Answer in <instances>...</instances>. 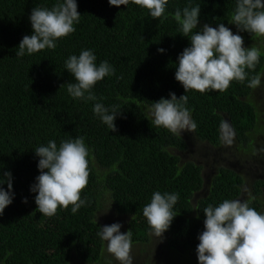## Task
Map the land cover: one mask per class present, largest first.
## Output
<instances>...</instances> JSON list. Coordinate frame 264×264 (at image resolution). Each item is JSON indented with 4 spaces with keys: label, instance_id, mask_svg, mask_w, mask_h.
<instances>
[{
    "label": "trees",
    "instance_id": "1",
    "mask_svg": "<svg viewBox=\"0 0 264 264\" xmlns=\"http://www.w3.org/2000/svg\"><path fill=\"white\" fill-rule=\"evenodd\" d=\"M62 2L0 0V174L11 172L14 193L0 215V264H71L73 256L86 264H107V242L97 235L104 206L126 219L125 233L131 230L132 246L140 245V253H146L154 237L143 208L157 191L179 194L173 206L176 216L163 233L168 250L164 264H198L204 208L240 199L246 181L239 172L219 167L205 187L203 167L182 163L179 157L187 150L185 137L156 127L148 109L161 98L170 99L169 93L178 99L187 95L186 107L200 141L219 147L220 125L226 121L247 151L255 152L264 127L254 100L258 87L247 85L252 76L264 74V37L241 32L232 23L237 0H168L159 19L131 0L119 7L108 0H76L80 19L73 33L56 40L54 49L17 57L22 38L33 34L31 10H50ZM197 5V31L205 24L218 28L223 23L249 42V48L261 52L255 69H246L248 78L243 83L233 80L223 92H185L175 79L178 56L191 46L195 30L183 36L174 14ZM160 48L165 51L158 52ZM83 50L93 52L97 66L107 61L115 70L92 88L95 101L73 98L67 91L75 79L65 61ZM96 103L110 112L114 106L121 111L114 121L117 131L93 112ZM77 137L84 138L89 151L88 184L80 194L88 203L75 214L70 205L44 216L35 204L36 193L30 191L40 174L34 150L49 141L59 147ZM0 187L7 190L6 183ZM251 188L245 201L262 214L264 175Z\"/></svg>",
    "mask_w": 264,
    "mask_h": 264
},
{
    "label": "clouds",
    "instance_id": "2",
    "mask_svg": "<svg viewBox=\"0 0 264 264\" xmlns=\"http://www.w3.org/2000/svg\"><path fill=\"white\" fill-rule=\"evenodd\" d=\"M110 6L128 5L130 0H108ZM131 3L146 9L153 19L164 16L168 0H131ZM200 6L177 9L174 19L179 31L189 37L190 47H186L178 56L175 79L181 83L185 92L189 90L204 93L206 91L223 92L235 80L243 83L248 78V70H254L259 63L261 52L257 47L245 48L239 34H233L223 23L218 28L205 24L197 29ZM33 29L32 35H25L18 45L17 57H23L45 49H54L55 41L75 31L80 14L76 0H63L50 10L34 7L29 17ZM238 30L246 31L257 38L264 37V0H237L232 16ZM165 50L160 48L158 52ZM96 56L91 50H83L71 55L65 61L66 70L74 77L75 83L67 84L68 93L76 99L95 101L92 88L106 76L115 73L114 68L103 61L97 66ZM261 85V75L248 80V87L255 89ZM62 86V85H61ZM87 93V95H85ZM170 99L161 98L148 109L156 127L168 129L173 134L182 131L194 132L197 125L191 119L186 107L188 96L177 98L169 93ZM93 112L111 131H117L114 123L121 113L114 106L111 112L102 103H96ZM221 139L232 143L233 133L225 121L220 125ZM39 157L40 174L30 191L36 193L35 204L39 213L51 217L58 208L68 209L75 214L88 203L81 199V192L88 184L89 169L88 148L83 137L62 141L57 147L55 141L34 150ZM7 184V190L0 187V215L14 198L12 174H0V185ZM179 199L178 193L154 192L151 201L143 208L151 235L159 241L163 238L174 217L173 206ZM27 203V199L24 200ZM204 231L199 234L197 258L199 264H264V214L249 207L244 200H224L218 206L208 205L203 210ZM134 218V215L132 219ZM122 225L113 223L100 227L97 235L107 242L106 250L119 264H133L131 256L132 233H121Z\"/></svg>",
    "mask_w": 264,
    "mask_h": 264
},
{
    "label": "rangeland",
    "instance_id": "3",
    "mask_svg": "<svg viewBox=\"0 0 264 264\" xmlns=\"http://www.w3.org/2000/svg\"><path fill=\"white\" fill-rule=\"evenodd\" d=\"M231 30V29H230ZM233 34V30H231ZM243 46L249 48V42L244 40ZM254 100L259 107L262 127H264V74L261 78V85L257 88L254 94ZM263 120V122H262ZM231 129V127H230ZM232 131V129H231ZM232 143L228 144L222 141L219 147L211 146L206 142L200 141L194 132L182 131L187 141V150L179 154L182 163L194 162L203 167L205 178V187L211 176H213L219 167H228L239 172L245 179L244 196L240 200H246L251 193V185L255 180L263 178L264 175V131L257 136L256 151L249 152L246 146L240 143L235 133L232 131ZM262 214H264V194L262 196ZM106 207V208H105ZM104 206V209L99 213V221L104 225L120 223L122 225L120 231L125 233L126 219L119 216L110 206ZM154 237V236H153ZM167 237L163 234V238L159 241L153 238L152 248L146 253H140L142 247L140 245L132 246L131 256L133 264H164L166 254L168 252L166 245ZM107 264H119V262L105 251L104 256ZM71 264H86L81 262L77 257L73 256ZM199 264V262H198Z\"/></svg>",
    "mask_w": 264,
    "mask_h": 264
}]
</instances>
